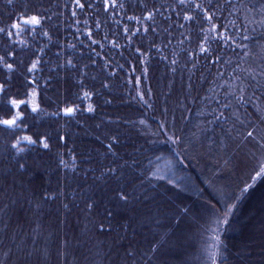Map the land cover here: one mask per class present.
I'll use <instances>...</instances> for the list:
<instances>
[{"label":"trees","instance_id":"obj_1","mask_svg":"<svg viewBox=\"0 0 264 264\" xmlns=\"http://www.w3.org/2000/svg\"><path fill=\"white\" fill-rule=\"evenodd\" d=\"M0 264H264V0H0Z\"/></svg>","mask_w":264,"mask_h":264},{"label":"rangeland","instance_id":"obj_2","mask_svg":"<svg viewBox=\"0 0 264 264\" xmlns=\"http://www.w3.org/2000/svg\"><path fill=\"white\" fill-rule=\"evenodd\" d=\"M10 123L12 124V122H10ZM258 195H260V194H258ZM262 207H263V205L261 203H258V204H256V206H254V208L256 209V213H258L259 215L261 214V211H259V210H261ZM255 209H252V211L255 210ZM256 227L257 226H254V229H253L254 231H252V233H254V234H255V232H258L257 230H255ZM251 228H253V227H250V230H251ZM250 230H249V233L251 232ZM213 242H214V239H212V243ZM247 244L251 246L252 245V239H251V242L249 241V242H247ZM211 247L215 248V243H213Z\"/></svg>","mask_w":264,"mask_h":264}]
</instances>
